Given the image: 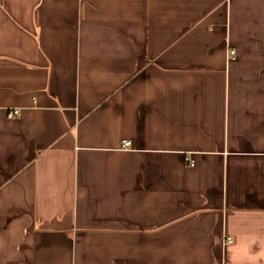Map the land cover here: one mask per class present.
<instances>
[{
    "label": "crops",
    "instance_id": "obj_1",
    "mask_svg": "<svg viewBox=\"0 0 264 264\" xmlns=\"http://www.w3.org/2000/svg\"><path fill=\"white\" fill-rule=\"evenodd\" d=\"M0 264H264V0H0Z\"/></svg>",
    "mask_w": 264,
    "mask_h": 264
},
{
    "label": "built area",
    "instance_id": "obj_2",
    "mask_svg": "<svg viewBox=\"0 0 264 264\" xmlns=\"http://www.w3.org/2000/svg\"><path fill=\"white\" fill-rule=\"evenodd\" d=\"M236 52L234 50L231 51V54L234 55ZM20 114V111L18 109H13L10 110L8 113V117L9 118H14L16 116H18ZM131 145L130 141H125L122 145V148L126 149L127 147H129ZM190 165H193V162L190 163ZM233 239L232 238H227L226 239V244H231L233 243Z\"/></svg>",
    "mask_w": 264,
    "mask_h": 264
},
{
    "label": "bare ground",
    "instance_id": "obj_3",
    "mask_svg": "<svg viewBox=\"0 0 264 264\" xmlns=\"http://www.w3.org/2000/svg\"><path fill=\"white\" fill-rule=\"evenodd\" d=\"M130 146H131V145H130ZM130 146H129V147H130ZM129 147H127L126 149H128Z\"/></svg>",
    "mask_w": 264,
    "mask_h": 264
},
{
    "label": "rangeland",
    "instance_id": "obj_4",
    "mask_svg": "<svg viewBox=\"0 0 264 264\" xmlns=\"http://www.w3.org/2000/svg\"><path fill=\"white\" fill-rule=\"evenodd\" d=\"M124 142H125V141H124ZM124 142H123V143H124ZM123 143H122V145H123Z\"/></svg>",
    "mask_w": 264,
    "mask_h": 264
}]
</instances>
